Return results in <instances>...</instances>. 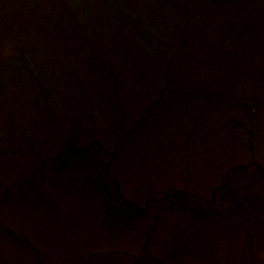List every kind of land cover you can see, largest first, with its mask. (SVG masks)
<instances>
[{"label": "rangeland", "instance_id": "1", "mask_svg": "<svg viewBox=\"0 0 264 264\" xmlns=\"http://www.w3.org/2000/svg\"><path fill=\"white\" fill-rule=\"evenodd\" d=\"M189 2L0 0V264H264V0Z\"/></svg>", "mask_w": 264, "mask_h": 264}]
</instances>
